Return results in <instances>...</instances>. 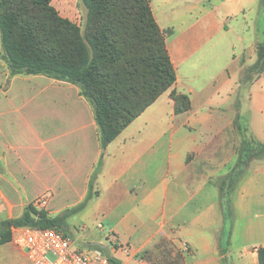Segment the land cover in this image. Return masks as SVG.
Returning <instances> with one entry per match:
<instances>
[{
  "label": "crops",
  "instance_id": "1",
  "mask_svg": "<svg viewBox=\"0 0 264 264\" xmlns=\"http://www.w3.org/2000/svg\"><path fill=\"white\" fill-rule=\"evenodd\" d=\"M150 7L159 27L172 30L166 48L175 83L101 148L93 109L79 90L38 78L37 93L24 97L21 102L27 103L17 109L12 103L15 110L0 120V221L21 216L36 193L52 187L31 188L29 174L35 170L26 152L36 151L38 163L50 165L81 158L79 181L70 180L61 190L52 187L48 202L69 197L99 202L115 239L109 257L118 264H259L264 155L249 162L231 193L226 216L217 194L212 202L206 200L234 158L211 168L207 178L204 168L210 158L201 153L208 131L222 136L232 125L224 112L237 109L242 92L247 96V129L264 145V0H150ZM63 16L76 22L68 13ZM171 90L186 94L190 109L176 113ZM42 95L38 105L31 104ZM22 113L23 129L14 130L21 126L17 117ZM61 126L74 134L67 155L62 153L63 133L56 130ZM27 132L37 136L38 147L16 139ZM15 149L23 158L11 160ZM59 174H66L62 165ZM191 178L199 184L188 194ZM173 180L175 186L170 185ZM10 244L25 256L11 240L0 244V255L11 250ZM88 252L103 254L99 249Z\"/></svg>",
  "mask_w": 264,
  "mask_h": 264
},
{
  "label": "trees",
  "instance_id": "2",
  "mask_svg": "<svg viewBox=\"0 0 264 264\" xmlns=\"http://www.w3.org/2000/svg\"><path fill=\"white\" fill-rule=\"evenodd\" d=\"M80 1L86 8L83 30L62 16L52 0H0L1 45L15 70L76 84L93 106L100 146L105 148L175 83L176 71L166 48L172 30L159 27L150 0ZM260 53L263 59V48ZM170 97L176 113L190 109L186 94L171 90ZM259 145L250 149L248 159L264 152H260L264 145ZM245 168L228 184L227 176L218 179L221 194L226 188L230 196ZM221 203L228 211L230 202ZM53 223L46 211L28 204L21 216L3 221L0 244L11 240L12 225L56 227ZM258 260L264 264V247L258 250Z\"/></svg>",
  "mask_w": 264,
  "mask_h": 264
},
{
  "label": "rangeland",
  "instance_id": "3",
  "mask_svg": "<svg viewBox=\"0 0 264 264\" xmlns=\"http://www.w3.org/2000/svg\"><path fill=\"white\" fill-rule=\"evenodd\" d=\"M53 4L56 6L57 10L62 16L63 14L68 13L76 21V23L81 26L82 30L84 29L86 8L80 0H53ZM40 77H46L48 81L50 80L53 82V85H72L79 90V87L76 84L66 81L64 79H59L44 74H28L25 70H15L11 66L6 55L4 54L0 39V120L6 118L5 114L7 111L9 112V109H11V112H13L15 109L19 108L17 104L27 103L26 100L24 102H21L22 100L26 99L24 97H32V94H34V92L37 93L39 86L38 78ZM43 97V95L38 96L34 103L31 104L38 105V102L42 101ZM246 99V94L242 92L239 96L240 104L238 105L237 109L233 112H224L227 117L231 118L233 123L231 126L225 129L224 134L222 136H220V134H214L212 132L210 133L209 131L207 132L208 141L206 142V147L201 153V157L207 155L208 159L210 158V160H208L206 164V167L204 168L207 178H209V172L211 168H214L221 164L220 162L222 160H226L230 157L234 158L233 164L232 166H230V169L232 168L233 170H231L230 173L218 177L216 179V185L219 178L222 179L227 176L228 184L229 178H231V176L234 179V175L243 171V166H246V170L249 165V162L252 160V158L248 159L250 149L256 150L260 146V143H258L250 135V132L248 131L246 126V119L248 115ZM85 100L90 104L89 106H91V108L93 109L92 104L87 99ZM12 103H16L17 106L15 107V109L13 108ZM22 111L24 113L26 109L22 108ZM23 113L17 117L19 120L22 119L21 126H16V128H13L14 130L23 129ZM56 130L62 131L63 133L61 140L63 141L65 147H63L62 149V153L64 155H67L71 148L69 147V144L67 145V142H70L73 139L74 134L70 135L68 132L70 128L65 126L58 127ZM16 139L23 142H28L31 145H35L36 147L39 146V140L33 132H27L26 134H18ZM263 151L264 149L262 148L260 152ZM35 152L36 151H31L29 153L26 152L25 155L27 157L24 155L25 158L32 159L33 161L32 166L35 170V173L29 174L32 189L40 190L44 186L50 185L54 188L58 187L61 190L64 189L62 188L63 186H67L70 180L74 181V183L79 181L77 171L79 172L81 164L85 161L84 159L64 158V161L60 163L58 161L57 165H50L45 164V161L38 163V160L35 159V156L37 155L34 154ZM263 153L261 154L264 155ZM11 154V160L16 158H23V152L17 149H15L14 151L12 150ZM245 162H247L246 165ZM13 165L14 163H12V166ZM60 165H62V168L66 174H59ZM85 166H87L86 163ZM201 171L203 172V168ZM95 173L96 169H94L92 175H94ZM85 175L86 174L83 173L81 177H85ZM203 178L204 177L201 175V179ZM175 181L176 180H173L170 185L175 186ZM197 184H199V182L192 181L191 178L189 180V185L186 184L188 186V188H186V193H191L192 190L196 188ZM52 187L46 188L39 194L36 193L31 199V201L35 198L41 197L49 193L53 194ZM188 189H190L191 191H188ZM233 189L229 191L230 196ZM70 193L71 192L68 191L67 195L70 196ZM213 194L214 195L212 196V192L208 191V197L206 202H212L216 194L218 196L217 202H231V197L228 196L229 193L227 194L226 188L223 189V194H221L217 185L214 188ZM100 208L101 207L99 205V202H74L72 201L71 197H69L66 199L61 198L60 200L52 199L51 202H48V207L43 210L46 211L47 216L53 220V224L56 227L64 229L68 232L70 238L72 239L70 245L71 251L90 253L88 251H94L95 249H99L101 250L104 256L109 257L113 255L111 249L112 247H114L115 239L114 236L107 230L108 221L105 220V218L102 216L99 210ZM224 212L227 216L228 211H226L225 208ZM33 220L39 222L37 221V218L34 215ZM5 228L6 227L5 224H3V221H0V231ZM9 246L11 247V250L3 255H0L2 264H31L23 255V253L17 251V249L12 244H10ZM109 258L111 259V257Z\"/></svg>",
  "mask_w": 264,
  "mask_h": 264
},
{
  "label": "built area",
  "instance_id": "4",
  "mask_svg": "<svg viewBox=\"0 0 264 264\" xmlns=\"http://www.w3.org/2000/svg\"><path fill=\"white\" fill-rule=\"evenodd\" d=\"M49 195L31 201L37 209L48 206ZM11 241L31 264H118L115 260L99 252L82 253L71 251V239L56 227H35L29 225L12 226Z\"/></svg>",
  "mask_w": 264,
  "mask_h": 264
}]
</instances>
